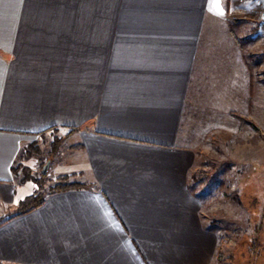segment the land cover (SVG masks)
I'll return each instance as SVG.
<instances>
[{
    "label": "crops",
    "instance_id": "crops-1",
    "mask_svg": "<svg viewBox=\"0 0 264 264\" xmlns=\"http://www.w3.org/2000/svg\"><path fill=\"white\" fill-rule=\"evenodd\" d=\"M234 7L0 0V264H213L218 234L190 183L223 109L206 79L229 51L212 25ZM52 130L55 175L81 186L18 215L13 169Z\"/></svg>",
    "mask_w": 264,
    "mask_h": 264
},
{
    "label": "rangeland",
    "instance_id": "rangeland-1",
    "mask_svg": "<svg viewBox=\"0 0 264 264\" xmlns=\"http://www.w3.org/2000/svg\"><path fill=\"white\" fill-rule=\"evenodd\" d=\"M233 1L228 22L212 25L223 43L219 49L229 51L216 56L206 79L219 90L223 109L219 124L198 140L190 189L202 204L204 226L218 234L221 264H264V0ZM63 136L57 130L42 134L18 158L19 195H42L62 181L79 184L71 177L61 181L53 171Z\"/></svg>",
    "mask_w": 264,
    "mask_h": 264
},
{
    "label": "trees",
    "instance_id": "trees-1",
    "mask_svg": "<svg viewBox=\"0 0 264 264\" xmlns=\"http://www.w3.org/2000/svg\"><path fill=\"white\" fill-rule=\"evenodd\" d=\"M14 170V169H13ZM66 179L65 177H60V180ZM201 182H197V184H200ZM81 184H74V183H64V181L55 184L54 186H51L47 192H44L42 195H37L36 193H31L30 195L26 196L24 200L20 201L19 203V208L16 214H26L36 207L40 206L45 199L46 194L52 193L55 191H60V190H67L70 188H76L80 187ZM223 255L222 252L220 251L219 247L216 252V255L214 257L213 264H221L223 262Z\"/></svg>",
    "mask_w": 264,
    "mask_h": 264
},
{
    "label": "water",
    "instance_id": "water-1",
    "mask_svg": "<svg viewBox=\"0 0 264 264\" xmlns=\"http://www.w3.org/2000/svg\"><path fill=\"white\" fill-rule=\"evenodd\" d=\"M48 166H49V161H47L46 163H45V165L43 166V168H42V174H46L47 173V169H48Z\"/></svg>",
    "mask_w": 264,
    "mask_h": 264
}]
</instances>
